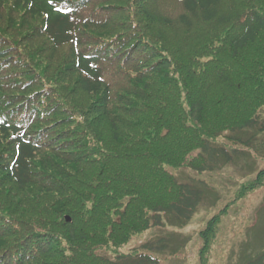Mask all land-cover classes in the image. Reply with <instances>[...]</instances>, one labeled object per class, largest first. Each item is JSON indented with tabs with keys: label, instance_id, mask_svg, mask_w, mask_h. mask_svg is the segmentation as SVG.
I'll list each match as a JSON object with an SVG mask.
<instances>
[{
	"label": "trees",
	"instance_id": "obj_1",
	"mask_svg": "<svg viewBox=\"0 0 264 264\" xmlns=\"http://www.w3.org/2000/svg\"><path fill=\"white\" fill-rule=\"evenodd\" d=\"M263 108L264 0H0V264H159L118 248L203 202L167 167L232 163L229 131L256 150ZM263 187L264 169L209 220L202 264Z\"/></svg>",
	"mask_w": 264,
	"mask_h": 264
},
{
	"label": "rangeland",
	"instance_id": "obj_2",
	"mask_svg": "<svg viewBox=\"0 0 264 264\" xmlns=\"http://www.w3.org/2000/svg\"><path fill=\"white\" fill-rule=\"evenodd\" d=\"M167 1L169 0H164L165 3ZM31 27L33 26L30 23L29 27L25 28L27 37L32 40L31 46H42L45 39L35 31L28 32ZM67 57L66 51L55 52L54 65L64 62ZM260 117L264 120V108L260 111ZM250 134L246 133L243 137L246 138ZM225 135L219 137L217 143L226 144L229 149L243 151L236 153L232 163H220L214 171L204 173H198L189 167L181 169L167 167L168 172L176 176L180 182L195 183L205 191L204 200L192 218L187 223L168 220L154 226L118 248L120 253H130L139 248L140 254L158 258L159 264H202L200 252L203 240L200 232L213 216L231 202L243 183L253 180L258 171L264 169V132L259 133L255 141L256 150L249 149L244 143L234 144L229 139L230 131ZM150 241H158L157 244L165 241V251L154 253L143 246ZM262 251H264V187L229 207L227 214L222 218L218 240L214 243L206 264H243ZM110 253L109 256L112 257L111 249Z\"/></svg>",
	"mask_w": 264,
	"mask_h": 264
},
{
	"label": "snow or ice",
	"instance_id": "obj_3",
	"mask_svg": "<svg viewBox=\"0 0 264 264\" xmlns=\"http://www.w3.org/2000/svg\"><path fill=\"white\" fill-rule=\"evenodd\" d=\"M49 3H52V0H48Z\"/></svg>",
	"mask_w": 264,
	"mask_h": 264
},
{
	"label": "water",
	"instance_id": "obj_4",
	"mask_svg": "<svg viewBox=\"0 0 264 264\" xmlns=\"http://www.w3.org/2000/svg\"><path fill=\"white\" fill-rule=\"evenodd\" d=\"M67 220L69 221L70 220V217H67Z\"/></svg>",
	"mask_w": 264,
	"mask_h": 264
}]
</instances>
